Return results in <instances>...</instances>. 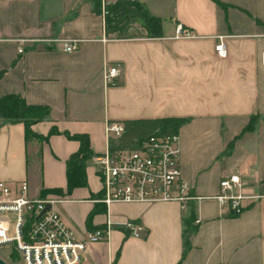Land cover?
Wrapping results in <instances>:
<instances>
[{
  "label": "crops",
  "instance_id": "1",
  "mask_svg": "<svg viewBox=\"0 0 264 264\" xmlns=\"http://www.w3.org/2000/svg\"><path fill=\"white\" fill-rule=\"evenodd\" d=\"M141 1L162 18V35L108 36L96 0H0V96L50 107L32 125L47 139L27 138L23 121L0 119V179L26 181L29 197H58L53 208L80 238L109 223L108 238L85 249L88 264H264V196L245 200L240 213L215 196L221 177L236 170L246 192L264 193V0ZM179 23L197 35L177 37ZM220 35L226 56L215 49ZM74 39L79 47L65 50ZM111 65L120 73L108 82ZM167 116L187 118L178 131L180 168L198 197L186 205L93 201L101 192L94 157L110 148L108 121ZM68 133H86L93 151L88 183L71 191L67 160L81 141ZM54 188L61 191L42 193ZM129 220L142 225L140 235Z\"/></svg>",
  "mask_w": 264,
  "mask_h": 264
},
{
  "label": "built area",
  "instance_id": "2",
  "mask_svg": "<svg viewBox=\"0 0 264 264\" xmlns=\"http://www.w3.org/2000/svg\"><path fill=\"white\" fill-rule=\"evenodd\" d=\"M110 1L114 0H102L104 18L105 3ZM175 35L195 37L197 33L179 23ZM78 47L76 39L64 43L67 51ZM215 49L221 56L228 54L223 35L218 36ZM23 50V45H19V51ZM261 57L264 62V51ZM119 73L120 67L111 65L106 71V80L113 82ZM124 129L121 120H110L107 123L110 138L120 136ZM94 161L102 180L101 194L93 197L95 202L110 205L114 202L181 200L186 205L198 197L192 185L182 177L179 132L153 133L136 147L108 148L95 155ZM27 188L26 181L17 187L0 179V248L11 244L10 253L16 249L24 264H88L84 262L85 249L90 242L106 240L110 224L88 229L86 237L80 238L53 208L58 197H29L26 194ZM245 188L246 182L240 171L236 170L221 177L219 191L215 196L222 205L240 213L244 209L245 200L254 201L264 196L260 191L246 192ZM9 212L15 214L14 220L4 219ZM126 227L135 235H140L143 228L133 220L127 221Z\"/></svg>",
  "mask_w": 264,
  "mask_h": 264
},
{
  "label": "trees",
  "instance_id": "3",
  "mask_svg": "<svg viewBox=\"0 0 264 264\" xmlns=\"http://www.w3.org/2000/svg\"><path fill=\"white\" fill-rule=\"evenodd\" d=\"M105 30L111 37L128 38L137 36H158L163 34L162 18L151 13L149 8L141 0H114L105 3ZM95 10L103 12L101 0H96ZM0 70V75L2 74ZM50 107L44 104L29 103L24 96L19 93H10L0 96V119L10 121H23L26 125V137L37 136L47 139L49 134L40 135L35 132L32 125L48 116ZM259 116L254 114L251 122L246 128H253ZM187 118L184 117H155V118H129L122 120L125 129L120 136L110 138V148L116 147H136L143 139L153 133L158 132H178L181 124ZM57 127H52L50 134L57 132ZM69 136L80 139V148L71 154L67 160V188L71 191L76 186L86 185L87 163L93 151L90 138L86 133L70 134ZM49 190L43 189L42 193ZM101 192L98 194L100 195ZM45 196V195H44ZM93 213V211H92ZM88 222L90 223L91 214ZM195 214V212H194ZM192 214L185 219L186 228L184 232V247L189 246V236L195 230L196 224ZM91 227V225H90ZM2 256V254H0ZM12 255L21 258L19 252L14 249ZM11 264V263H10Z\"/></svg>",
  "mask_w": 264,
  "mask_h": 264
},
{
  "label": "rangeland",
  "instance_id": "4",
  "mask_svg": "<svg viewBox=\"0 0 264 264\" xmlns=\"http://www.w3.org/2000/svg\"><path fill=\"white\" fill-rule=\"evenodd\" d=\"M101 3H102V0H101ZM94 166H95V169L97 170V165L94 164ZM99 178H100L101 185H102V180H101L100 175H99ZM10 218H12V220L15 219V214L13 212H9L7 215L4 216V219L7 221H9ZM9 223H11V221ZM11 248H12L11 244H5L1 246L0 254H2V256L11 264H24L21 258L15 257L14 255H12V253H10Z\"/></svg>",
  "mask_w": 264,
  "mask_h": 264
},
{
  "label": "water",
  "instance_id": "5",
  "mask_svg": "<svg viewBox=\"0 0 264 264\" xmlns=\"http://www.w3.org/2000/svg\"><path fill=\"white\" fill-rule=\"evenodd\" d=\"M50 206V204H48L47 205V207H49ZM45 210V209H44ZM44 210L41 212V213H43L44 212ZM0 264H10L4 257H2L1 255H0Z\"/></svg>",
  "mask_w": 264,
  "mask_h": 264
}]
</instances>
